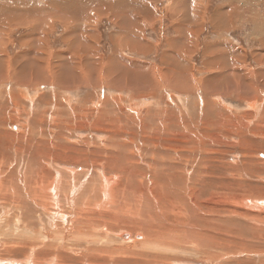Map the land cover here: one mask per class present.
Returning <instances> with one entry per match:
<instances>
[{
	"label": "rangeland",
	"instance_id": "374dc122",
	"mask_svg": "<svg viewBox=\"0 0 264 264\" xmlns=\"http://www.w3.org/2000/svg\"><path fill=\"white\" fill-rule=\"evenodd\" d=\"M0 61V264H264V0H0Z\"/></svg>",
	"mask_w": 264,
	"mask_h": 264
},
{
	"label": "bare ground",
	"instance_id": "6f19581e",
	"mask_svg": "<svg viewBox=\"0 0 264 264\" xmlns=\"http://www.w3.org/2000/svg\"><path fill=\"white\" fill-rule=\"evenodd\" d=\"M182 5V4H181ZM185 5V4H184ZM186 8H188L189 10H192L191 8H189V7H186ZM197 8V7H196ZM195 10V9H194ZM183 12V11H182ZM192 12H193V10H192ZM137 13H135L134 14V16L136 15ZM186 15V14H185ZM189 19V18H188ZM84 20H86V19H84ZM89 20V19H88ZM3 24H6V21H3L2 23H1V25H3ZM5 35V34H4ZM83 61V60H82ZM0 62H3L4 63V61H0ZM37 62H39V61H37ZM84 62V61H83ZM34 62H32V63H28V72L29 73H31L32 71H34V68H33V66L35 65V64H33ZM128 66H131V65H135L136 67H138V64H135L134 62H129L128 64H127ZM6 67V72H7V74H8V65H6L5 63L4 64H2V66H0V71L3 69V67ZM50 67V66H49ZM38 68V72L36 73V74H41V73H43V72H45V73H43V75H45L46 77H47V80H49V75H50V73L51 72H49V69L47 68V67H44V66H42L41 64H38V63H36V69ZM19 69V68H18ZM53 70V69H52ZM98 73H97V78H99L100 80L102 79V71H101V68L99 69L98 68ZM23 72V71H22ZM36 72V71H35ZM54 72V71H53ZM225 72V71H224ZM235 72V71H234ZM68 73V72H67ZM67 73H60V71L58 72V73H55L54 72V74H55V77L52 75V73H51V76H52V80L50 79V82H54V81H56L55 80V78L57 79V77L58 76H65ZM100 73H101V75H100ZM230 73H232L231 72V70L227 73H225V75H223L221 78H220V80L221 81H217V80H215L216 81V83H215V85H213L214 87H215V89H219V90H222L223 88H225V89H223V90H225V92H227V93H230V91H229V89H227L229 86H233L232 84V81H231V79H230ZM6 74V75H7ZM13 74L14 75H16V71L14 70L13 71ZM75 74V70H74V67H72L71 68V70L69 71V75H74ZM152 75V74H151ZM148 76V77H152V76ZM217 75V74H216ZM219 75L221 76L222 75V72H220L219 73ZM22 76V75H21ZM132 77H134V78H136L138 75L137 74H135V73H133L132 75H131ZM25 76H24V74H23V76H22V78H18V77H15L14 78V80H16V82H17V84H23V78H24ZM35 77V76H34ZM82 77H83V81L85 82L86 81V78H85V74H83L82 73ZM126 76H124V78H125ZM70 79V77H68L67 78V80H69ZM126 79V78H125ZM216 79V78H215ZM24 80H26V78L24 79ZM98 80V79H97ZM127 80V79H126ZM126 80H125V82H126ZM212 80V79H211ZM83 81H82V83H83ZM57 83V82H56ZM86 83V82H85ZM16 84V83H15ZM58 84V83H57ZM58 85H61V86H63V87H66V89H67V86H66V82L65 81H62L60 84H58ZM236 86V85H235ZM235 86H233V87H235ZM237 87V86H236ZM234 89H236V88H234ZM239 89V88H238ZM241 90V89H240ZM239 90V91H240ZM246 90H249V89H246ZM245 89H244V92L242 93V98L243 99H245V98H247V96L245 97V94H247V91H246ZM237 91V90H236ZM238 92V91H237ZM253 93V92H252ZM221 95V94H220ZM227 95V94H226ZM249 95H250V92H249ZM225 96V95H224ZM240 97V96H239ZM242 98H240V99H242ZM250 98V97H249ZM249 98H248V100H249ZM255 98V97H254ZM242 99V100H243ZM254 100V99H253ZM251 103H253V102H251ZM120 128V127H119ZM41 155V156H40ZM38 157L41 159V157H43V155L42 154H40ZM46 157H49V156H46ZM53 157V156H52ZM47 161H48V159H47ZM70 171V170H69ZM168 176H170V175H168ZM110 179V178H109ZM111 180V179H110ZM113 180V179H112ZM1 181V180H0ZM2 182H4V181H1V183ZM42 182H44V181H42ZM42 182H40V183H42ZM56 182V181H55ZM55 182H53V181H51V182H47V184H41V186H42V189H41V191H47V192H44L43 194V197L46 199V202H47V200L49 199L48 197H51L52 195V189H54L53 187H54V185H53V183L55 184ZM2 186V185H1ZM2 188H4V187H2ZM40 190V189H39ZM4 191H5V188H4ZM7 191H8V189H7ZM4 193V192H3ZM6 194V193H5ZM1 195H2V193H1ZM4 195V194H3ZM2 195V196H3ZM6 197V196H5ZM109 197V196H108ZM4 198V197H3ZM6 199V198H5ZM7 200V199H6ZM8 201V200H7ZM9 202V201H8ZM4 203V202H3ZM9 204V203H8ZM50 204H51V201H50ZM57 204V203H56ZM53 207V206H52ZM56 207V206H55ZM54 209V208H53ZM55 210V209H54ZM56 211V210H55ZM9 245V244H8ZM55 247H50V250H52L53 251V255L52 256H55V258L57 257L58 259H59V261L61 262L62 261V259H63V256H62V253L61 252H59V249L58 248H55ZM46 250V249H45ZM57 251V253H54V251ZM136 250V249H135ZM134 250V251H135ZM49 251V250H48ZM126 251H128V250H126ZM41 252H42V250H41ZM65 254V253H64ZM129 254H132V252H130V250H129ZM129 256V255H128ZM144 256H146V255H144ZM148 256V255H147ZM130 257V256H129ZM132 257V256H131ZM58 259H57V261H58ZM147 259V258H146ZM145 259V260H146ZM147 261V260H146ZM62 263V262H61Z\"/></svg>",
	"mask_w": 264,
	"mask_h": 264
},
{
	"label": "water",
	"instance_id": "95a60500",
	"mask_svg": "<svg viewBox=\"0 0 264 264\" xmlns=\"http://www.w3.org/2000/svg\"><path fill=\"white\" fill-rule=\"evenodd\" d=\"M117 236L120 237V238L123 239V240H129V236H130V235L127 234V233H124V232H123V233L118 234ZM141 238H142V237H141L140 235L137 234V235L134 236L133 239H134V240H139V239H141ZM131 240H132V239H131Z\"/></svg>",
	"mask_w": 264,
	"mask_h": 264
}]
</instances>
